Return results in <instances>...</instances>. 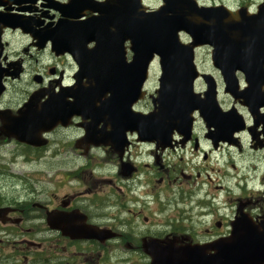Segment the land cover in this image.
I'll return each instance as SVG.
<instances>
[{"label": "flooded vegetation", "instance_id": "flooded-vegetation-1", "mask_svg": "<svg viewBox=\"0 0 264 264\" xmlns=\"http://www.w3.org/2000/svg\"><path fill=\"white\" fill-rule=\"evenodd\" d=\"M127 3L131 4V0ZM262 5L264 0H243L236 6L216 0L208 4L225 6L233 11L252 9V13ZM118 6L119 0H106L102 5L95 0H71L68 5H61L56 0L46 3L45 0H0V124L4 118L5 131L15 135L5 136L0 142V167L7 163L12 172L20 175L42 176L57 163L79 168L89 154L95 153L97 174L109 178L104 182L108 191L101 193L100 198L117 200L124 194L127 207L133 209L142 205L145 197H151L147 209L149 217L159 222L158 227L168 229L165 233H149L144 239L135 241L138 264H144L145 258L150 264H211L220 263L222 255L231 261V249L237 238L241 239L245 249L252 248L251 252L243 253L251 264H264V235H249L264 234V201L260 196L245 192L240 199L245 202L244 213L261 224L254 223L247 215L240 217L239 201L230 203V211L214 219L211 233L203 234L213 242L206 246H196L203 236L191 231L187 220L182 224L177 216L173 223L165 225L164 221L170 216L164 215L165 210L155 196V187L164 185L169 179L166 162L172 161L167 154L181 148L199 157V168L191 172L174 164V170L180 171L185 183L197 180L205 173L216 175L212 165H222L227 160L235 175L226 179L246 182L253 192L264 186L261 180L264 162L254 169V158L244 152L246 149L264 152V66L260 68L259 76L249 78L256 84L255 88H249L244 72H237L238 97H235L227 91L221 71L213 66L209 57L211 65L206 69L199 68L200 75L195 80L196 106L190 130L187 124L179 123L164 126V130L155 131V135L141 131V138L140 132L133 130L136 127L131 129L130 105L134 94L130 91L131 60L134 52L131 51V38L124 40L118 33L114 20L119 15ZM101 16L100 33L89 32L88 28L93 27L89 25ZM88 42L91 50L87 48ZM153 68L157 82L150 87ZM149 70V78L132 106L136 112L150 113L155 107L153 99L157 96L161 75L159 57L156 56ZM100 73L106 83H91L89 78L87 85L80 82L88 74ZM203 74L212 77H203ZM42 86L54 87L60 94L52 95L41 104L45 94L39 91ZM108 92L112 93L111 98L104 99ZM67 97H72L73 102H68ZM48 105L54 115L43 113ZM249 106L255 113H251ZM230 111L233 112L230 114ZM61 112L63 114H59ZM9 113L17 117H11ZM84 114L91 127H85ZM107 123L112 124L111 132L100 127L101 124L106 127ZM41 127L46 129L42 133L39 132ZM173 129H176L175 140L170 143ZM14 152L21 154L12 162ZM106 152L115 159V164L104 162ZM149 156L155 160L151 167L144 163ZM71 179L70 173L60 172L55 181L60 198L53 196L51 202L42 207L35 204L30 207H36L47 218L49 228L57 226L63 243L69 246L91 251L109 241L115 244L120 237L111 226L113 221L105 216L96 223L90 215L95 210L90 201L96 193L85 188L84 199L63 196L64 190L76 191L81 187L79 181L70 184ZM22 185L23 181L6 173L0 174V192L18 195L23 201L29 193L27 186ZM107 211L116 214L121 209L110 206ZM24 212L23 207L0 204V223L18 226ZM79 217L84 220L81 222ZM137 220L139 227H143L147 218L138 217ZM176 236L188 237L193 246L177 247L175 240L161 242ZM122 242L131 244L130 240ZM25 243L35 246L33 241ZM211 248L216 249L215 255L209 254Z\"/></svg>", "mask_w": 264, "mask_h": 264}, {"label": "clouds", "instance_id": "clouds-1", "mask_svg": "<svg viewBox=\"0 0 264 264\" xmlns=\"http://www.w3.org/2000/svg\"><path fill=\"white\" fill-rule=\"evenodd\" d=\"M46 2L47 0H45ZM56 2L61 5H68L71 0H56ZM95 2L102 5L106 3V0H95ZM247 11L251 14L253 10L249 9ZM71 21H75V19ZM112 30L115 31V28ZM87 48L89 50L92 49L89 47V42L87 43ZM69 52L76 57L74 52ZM80 82L87 85L88 77H83ZM67 84L71 85L72 82L67 81ZM262 90H264V87H262ZM39 91L45 92L41 98V104L47 102L52 95L60 94L57 89L49 86H42ZM111 96L112 93L108 92L104 99H109ZM67 101L73 102V98L67 97ZM133 103L130 105V110L137 115L147 116L152 114L157 108L156 104L151 113L136 112L132 108ZM9 114L11 117H17L12 113ZM6 127L7 123L3 118V122L0 124V142H3L5 136H15L9 135L5 131ZM85 127H91L87 122V115H85ZM100 127L107 132H111L112 130L111 123H107L106 127L104 124H101ZM45 130V127H41L39 132L42 133ZM133 130L139 131L142 138L140 127H136ZM175 131L176 129H173L171 132L170 143L175 140ZM212 135L215 134L213 133ZM125 139H127V130H125ZM65 151H68L67 147H65ZM244 152L254 158L252 161L254 169L258 163L264 162V152L257 153L251 149H246ZM20 154V152H14L11 161L14 162ZM73 154L76 156L82 155L81 153ZM167 156L172 161L166 162L169 179L164 185L155 187V196L161 202V207L165 210L164 215L170 216L169 220L164 221L165 225L173 223L176 217L179 216L182 224L187 220V227L196 234L203 236L205 232L211 233L214 227V219L222 217L226 212L230 211V203L239 201L240 217L247 215L243 211L245 202L240 199L245 192L258 195L264 201V186L253 192L246 182L241 183L239 179H226L227 176L235 175L231 167L228 166L227 160L222 165H212L216 175L209 176L205 173L203 177L185 183L180 171L174 170V164L177 168L191 172L194 168H199L197 164L199 157L190 154L188 150L183 148L179 151L174 150L173 152H169ZM26 158L30 159L31 157ZM103 160L104 162L116 163L115 159L107 152ZM144 163L146 166L151 167L155 163L154 157L149 156ZM96 167L95 153L89 154L85 163L79 168H69L66 163L63 165L57 163L51 166L49 171L42 176L37 174L20 175L12 172L7 163L3 167H0V174L6 173L17 181H23L22 186L26 185L29 193V197L21 201L18 195L10 196L6 191L0 192V204L11 203L17 208H25V212L21 214L23 221L20 225L13 226L0 223V264H138L136 259L137 249L134 246L135 241L137 239H144L149 233H165L168 229L167 227H158L159 222L149 217L147 209L152 202L151 197H145L143 204L133 209L127 207V197L124 194H121L117 200L100 198L101 193L108 191L104 186V182L109 178L97 174ZM60 172H68L72 175V179L69 181L70 184L79 181L81 185L76 191L64 190L63 196L65 198L79 197L80 199H84L85 188L91 189L96 193V196L90 201L92 207L95 209L90 215L94 217L96 223H100L105 216L109 217L113 221L111 226L120 237L119 241H116L115 244L111 241L106 242L104 246L97 247L91 251H86L78 246H69L63 243L61 233L56 230L57 226L54 225L52 228H49L47 226V218L36 207H30L32 204L42 207L50 203L53 196L57 199L60 198V192L57 191L55 185L56 176ZM261 180L264 181V174L261 175ZM242 205L243 208L241 210ZM110 206H118L121 211L112 214L107 211ZM138 217L147 218L143 227H139ZM248 217L254 223L261 224V222L254 221L251 216ZM79 220L82 222L84 217H79ZM124 240H130L131 244L123 243L122 241ZM168 240H175L177 247L193 246L188 237L176 236L175 238L161 242H167ZM26 241L35 242V246L25 243ZM212 243L207 239V236H203V239L196 246H206ZM116 249L118 251H115ZM215 253V248L209 249L210 255H215ZM144 264H150L147 258L144 259Z\"/></svg>", "mask_w": 264, "mask_h": 264}, {"label": "water", "instance_id": "water-1", "mask_svg": "<svg viewBox=\"0 0 264 264\" xmlns=\"http://www.w3.org/2000/svg\"><path fill=\"white\" fill-rule=\"evenodd\" d=\"M117 9L119 15L114 20L118 33L124 40L131 38V51L134 52L131 103L139 99L149 76V66L156 56L162 71L160 87L153 99L156 110L147 116L131 111V129L140 127L141 131L155 135V131L164 130V126L180 123L187 124L190 130L196 106L194 85L200 75L196 51L204 46L211 47L213 66L221 71L227 91L238 97V71L247 75L249 88H255L256 84L249 78L259 76L260 68L264 66V5L259 6L256 13L249 14L247 8L234 12L225 6L200 5L197 0H163L155 10L149 9L143 0H131V4L119 0ZM102 18H95L88 31L99 34L98 24ZM187 37L189 39L185 41ZM202 76L212 77L210 74ZM88 78L91 83L107 82L101 73L88 74ZM249 108L252 114L255 113ZM43 113L54 115L51 105L46 106ZM249 235L261 237L264 234ZM233 243L231 261L222 255L220 263L211 264H251L243 253L251 252L252 248L245 249L239 238Z\"/></svg>", "mask_w": 264, "mask_h": 264}, {"label": "rangeland", "instance_id": "rangeland-1", "mask_svg": "<svg viewBox=\"0 0 264 264\" xmlns=\"http://www.w3.org/2000/svg\"><path fill=\"white\" fill-rule=\"evenodd\" d=\"M199 1L202 4L208 5L215 0H199ZM216 1L219 2L223 1L227 4L236 6L239 5L243 0H216ZM253 1L258 2L260 0H253ZM143 2L151 9H157L162 4V0H143ZM209 57H210V49L208 47H203L197 50L198 67L201 69L208 68L211 65ZM156 82H157V73H156V69L153 68L151 71L150 87H153Z\"/></svg>", "mask_w": 264, "mask_h": 264}]
</instances>
